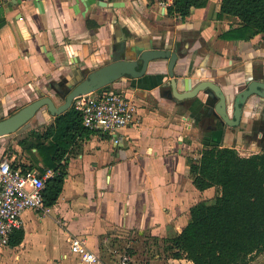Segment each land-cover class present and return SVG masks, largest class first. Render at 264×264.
<instances>
[{
	"label": "crops",
	"instance_id": "crops-1",
	"mask_svg": "<svg viewBox=\"0 0 264 264\" xmlns=\"http://www.w3.org/2000/svg\"><path fill=\"white\" fill-rule=\"evenodd\" d=\"M103 1L118 6L87 7L81 0L0 4L6 20L0 28V117L44 96L58 106L71 86L103 66L119 48L126 55L135 49L177 53L174 79L181 88L184 79L191 87L210 80L226 92L244 81L264 79L262 36L248 42L221 39L222 33L237 27L236 19L217 17L222 0H203L201 8L192 7L183 20L169 15L171 5L163 7L161 0ZM162 8H167L166 14ZM158 62V70L149 68L141 78L125 77L100 89L123 92L135 101V121L117 134V143L92 133L69 148L67 175L56 204L45 214L34 210L22 214L23 241L1 249L0 264H80L70 253V237L86 239L98 257L96 264H122L126 255L127 264H163L156 251L150 252L151 246L159 243L166 249V239L188 223L190 208L220 194L219 187L197 190L189 173L196 150L232 146L229 138L222 141L221 125L209 113L216 101L200 94L174 102L167 96L169 60ZM254 100L245 107V115L260 118L264 109L255 96L249 102ZM40 115L43 112L34 119ZM54 119L23 133L41 134ZM13 135L0 138V158L6 152L14 162L25 163L17 152L25 137ZM138 242L146 249H134ZM172 259L167 264H191ZM249 264H264V252Z\"/></svg>",
	"mask_w": 264,
	"mask_h": 264
},
{
	"label": "trees",
	"instance_id": "trees-1",
	"mask_svg": "<svg viewBox=\"0 0 264 264\" xmlns=\"http://www.w3.org/2000/svg\"><path fill=\"white\" fill-rule=\"evenodd\" d=\"M202 4L203 0H173L168 12L183 20L192 7ZM217 17L237 20V27L220 35L223 40L248 42L257 35L264 39V0H222ZM92 133L71 107L56 116L43 133L31 131L28 139L18 142L33 162L14 165L41 173L54 171L46 180L44 208L53 207L62 192L69 148ZM196 153L198 160H189L193 186L199 191L219 187L220 194L212 203L201 201L190 208L188 223L166 239V250L174 259L191 264H249L264 252V151L243 157L233 147L205 146ZM23 238L24 231L16 230L8 245L18 246Z\"/></svg>",
	"mask_w": 264,
	"mask_h": 264
},
{
	"label": "water",
	"instance_id": "water-1",
	"mask_svg": "<svg viewBox=\"0 0 264 264\" xmlns=\"http://www.w3.org/2000/svg\"><path fill=\"white\" fill-rule=\"evenodd\" d=\"M81 1L87 7H91L92 5L104 7L118 6L117 3L107 4L103 0ZM162 12L166 14L167 8H162ZM0 18L1 28L6 25L4 8L0 9ZM178 58L179 55L171 52L169 49H135L131 55H126L123 48H119L112 53L111 59L105 62L103 66L92 70L71 86L63 102L58 106L54 104L52 98L44 96L20 108L11 115L0 117V138L27 131L30 122L39 112H43L47 121L52 116L56 117L70 109L73 99L79 95L96 92L125 77L132 79L141 78L152 67L158 70L160 68V62L158 61L162 59L169 60L167 64V75L170 78L169 84L171 89L168 92V97L174 102L181 104L186 100L198 97L200 94L206 95L216 101L214 106L215 114L229 126L236 124L240 119V114L247 98L256 96L259 99H264V79L250 80L245 89L235 94L233 105L231 103V96L226 94L219 85L210 80H203L195 87H191V82L188 85L189 81L184 79L183 87L181 88L174 79V67L178 62ZM44 107L46 111L43 110Z\"/></svg>",
	"mask_w": 264,
	"mask_h": 264
},
{
	"label": "built area",
	"instance_id": "built-area-1",
	"mask_svg": "<svg viewBox=\"0 0 264 264\" xmlns=\"http://www.w3.org/2000/svg\"><path fill=\"white\" fill-rule=\"evenodd\" d=\"M11 0H0V4ZM163 7L172 5V0H161ZM71 107L82 118L88 130L101 136L114 138L135 121L138 105L123 92L98 90L79 95ZM54 175L52 169L41 173L36 168H22L14 165L8 156L0 158V250L7 247L11 234L21 229L22 214L34 210L45 214L43 192L46 180ZM70 253L79 258L80 264H96L98 257L89 250L85 238H69ZM128 256H123L122 264H127Z\"/></svg>",
	"mask_w": 264,
	"mask_h": 264
},
{
	"label": "flooded vegetation",
	"instance_id": "flooded-vegetation-1",
	"mask_svg": "<svg viewBox=\"0 0 264 264\" xmlns=\"http://www.w3.org/2000/svg\"><path fill=\"white\" fill-rule=\"evenodd\" d=\"M254 80H257V79H254ZM248 82H249V80L244 81L240 84H237L236 86L234 85V87L231 90L225 92L226 94L231 96L232 105H233V101L235 98V94L238 93L239 91L245 89L247 87ZM167 96H168V94H167ZM251 97H253V96H251ZM251 97L247 98V101L245 102V105L242 108V111L240 114V119L237 121L236 124H232L230 126L227 125L226 123H224L219 118V116H217L215 114L214 110H210L209 113L212 114V116L216 117L217 121L221 125L220 129L222 131L221 133H222V141L223 142L226 141V138H229L228 143L232 144V146H236L238 143L244 142L245 145H247V146H251V145L255 144L259 148L261 147L264 149V116L261 115L263 113L260 114L261 115L260 118H259V116L248 117L247 115H245V107L247 106V109H248L253 104V102H255V100L249 102ZM256 99L258 100V103H257V104H259L258 106H260V108L264 109V99H259L257 97H256ZM232 110L235 111L234 109H232ZM242 117H248V118H246V120H244ZM45 120H46L45 116L40 115L39 117H37L36 119H33L30 122L29 127L43 123ZM210 120H211L210 118H207L204 121V123L207 124L206 128H209L211 126L209 123ZM247 128H248V131H246Z\"/></svg>",
	"mask_w": 264,
	"mask_h": 264
},
{
	"label": "rangeland",
	"instance_id": "rangeland-1",
	"mask_svg": "<svg viewBox=\"0 0 264 264\" xmlns=\"http://www.w3.org/2000/svg\"><path fill=\"white\" fill-rule=\"evenodd\" d=\"M28 129H30V128L28 127ZM27 131H29V130H27ZM16 134L19 135V137H17V138H24V137L25 138H29V135H27V133L20 132V133H16ZM13 137H14V135H13ZM9 138H11V137H9ZM17 138H14L13 140L16 141ZM11 144L13 145L12 142H11ZM226 147L235 148L237 150V152L239 153V155L243 156V157H247V156H250V155H252L254 153H259L261 151H264L263 148H261V147L259 148L258 146H226ZM8 148H9V150H15V146H8ZM17 150H18L17 152H21V155H20V157L18 159L19 161H23L25 163L26 162L27 163H29V162L32 163L33 162L31 154L29 152H27L26 150H23L21 147L17 148ZM5 154H6V152H5ZM5 154L3 156H5ZM34 154H36V153H34ZM196 155H198V154L197 153L195 154V156H194L195 159H193L194 161L197 160V158H198ZM215 194L216 193H214L213 195L207 196L204 201H206L208 203H212L213 199L215 197ZM50 215H51L50 212H48V214H46V216H45L46 220H48V221L51 220L50 219ZM147 241H149V240H147ZM158 244L159 243H156V245L153 244L151 246V249H150L151 251L150 252L153 253V252L156 251L160 255V257H161L160 259L163 260V264H167V261L173 260L172 259L173 257L171 255V251L166 250L164 244H159V245ZM134 249L141 250V249H146V248H145V246L143 244L138 242L136 244V246H134ZM179 264H181V263H179Z\"/></svg>",
	"mask_w": 264,
	"mask_h": 264
}]
</instances>
